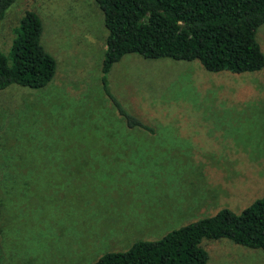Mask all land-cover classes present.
<instances>
[{
	"label": "rangeland",
	"instance_id": "374dc122",
	"mask_svg": "<svg viewBox=\"0 0 264 264\" xmlns=\"http://www.w3.org/2000/svg\"><path fill=\"white\" fill-rule=\"evenodd\" d=\"M41 21L55 70L40 88L0 90V264H91L264 194V64L208 71L198 60L124 54L110 93L149 129L128 128L101 88L106 29L94 0H14ZM264 58V22L255 30ZM206 264H264V251L204 239Z\"/></svg>",
	"mask_w": 264,
	"mask_h": 264
},
{
	"label": "trees",
	"instance_id": "16d2710c",
	"mask_svg": "<svg viewBox=\"0 0 264 264\" xmlns=\"http://www.w3.org/2000/svg\"><path fill=\"white\" fill-rule=\"evenodd\" d=\"M14 0H0V19ZM106 29L100 84L125 126L149 129L110 93L105 74L124 54L196 59L208 71L250 72L264 64L255 40L264 22V0H94ZM41 21L24 10L0 50V90L9 85L43 87L55 70L40 42ZM225 238L264 251V194L239 213L221 208L170 229L155 240H136L123 251L101 254L91 264H206L204 239Z\"/></svg>",
	"mask_w": 264,
	"mask_h": 264
}]
</instances>
